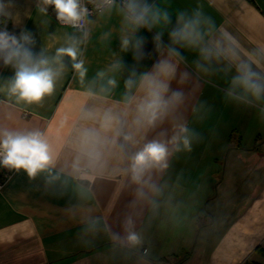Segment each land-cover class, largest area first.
<instances>
[{
  "label": "crops",
  "instance_id": "0c3cea01",
  "mask_svg": "<svg viewBox=\"0 0 264 264\" xmlns=\"http://www.w3.org/2000/svg\"><path fill=\"white\" fill-rule=\"evenodd\" d=\"M0 2V31L30 33L50 61L75 38L86 69L64 56L53 91L29 103L9 92L15 69L0 59V130L40 131L55 158L35 177L13 168L1 188L0 264H264V91L234 81L247 63L264 85V0H113L83 31L42 0ZM130 2L152 6L147 24ZM163 60L173 74L158 73ZM147 76L168 86L153 122L140 112ZM153 140L166 167L138 182L132 157Z\"/></svg>",
  "mask_w": 264,
  "mask_h": 264
},
{
  "label": "clouds",
  "instance_id": "9594fccd",
  "mask_svg": "<svg viewBox=\"0 0 264 264\" xmlns=\"http://www.w3.org/2000/svg\"><path fill=\"white\" fill-rule=\"evenodd\" d=\"M46 3L53 4L58 12V18L64 20L73 27H78L87 15L88 9L82 7L80 0H46ZM111 3V0H109ZM132 14V19L137 24H147L148 14L151 7L148 4H138L130 2L127 5ZM4 12V5L0 2V13ZM159 13H154L152 19H158ZM164 19H168L167 13H164ZM190 27V24H185V30ZM190 33L184 30L173 31V36H181ZM159 40V36L156 37ZM30 33L21 32L19 37L15 34H9L7 31H0V59L5 65H11L15 69V75L10 82L9 92L16 95L18 99L27 101L29 103L39 102L45 94H50L54 89L56 79L61 75L63 70L62 58L64 56L70 57L72 61H77L79 49L76 46L77 41L73 38V43L68 47L57 49L53 60H49L42 54L34 56L33 52L27 45L33 44ZM123 43L127 45L128 40ZM143 43V38L136 39V46L139 47ZM174 52L175 50H170ZM179 55V53H175ZM58 64L59 67H53V64ZM158 73L170 75L175 72L174 65L168 61H160L155 66ZM73 68L84 77L86 69L83 61L73 63ZM237 71L240 75L234 77V81H238L242 86L259 96L264 91V85H260L254 79L258 73L254 72L247 63L237 65ZM135 70H132V75H135ZM149 83V98L140 106V112L149 118V122H153L157 114L165 107L167 101L162 98V92L167 91V84L156 79L155 77L147 76ZM115 83V81H110ZM126 85H131V79L127 80ZM179 93H173V96L179 97ZM111 124L110 118H106L105 127ZM86 136L92 137L93 133H85ZM130 135L124 136L125 141L131 140ZM188 142L185 140V145ZM168 154V149L164 143L153 140L143 147L132 157V172L133 179L141 181L145 171L155 165L166 164L163 162ZM0 164L14 169H23L27 172L29 177H35L38 172H42L50 168L55 163V158L51 147L44 134L40 131H33L29 133L10 132L7 130H0ZM127 239L132 243H138L139 238L136 233H129Z\"/></svg>",
  "mask_w": 264,
  "mask_h": 264
},
{
  "label": "built area",
  "instance_id": "2783aa9c",
  "mask_svg": "<svg viewBox=\"0 0 264 264\" xmlns=\"http://www.w3.org/2000/svg\"><path fill=\"white\" fill-rule=\"evenodd\" d=\"M42 1L47 6V8L50 10V12L52 13L55 20H57L61 24L69 25L70 27H72L78 31H83L85 29L88 16H90L91 14H93L94 12L99 10L105 4L109 3V0H80L81 6L87 8L88 13H87L86 17L81 22H79L78 27H73L72 25L66 23L64 20L58 18V12L55 9V6L53 4L46 3V0H42ZM111 1H113V0H111ZM120 1H123V0H120ZM0 159H2V157H0ZM12 169L13 168H10V167L5 168L3 164H0V190L3 187L7 178L9 177Z\"/></svg>",
  "mask_w": 264,
  "mask_h": 264
},
{
  "label": "trees",
  "instance_id": "16d2710c",
  "mask_svg": "<svg viewBox=\"0 0 264 264\" xmlns=\"http://www.w3.org/2000/svg\"><path fill=\"white\" fill-rule=\"evenodd\" d=\"M1 18H2V17L0 16V19H1ZM257 251H258L259 253H261V254L264 256V249H260V248H258ZM242 264H253V263H249V262L245 261V262H243Z\"/></svg>",
  "mask_w": 264,
  "mask_h": 264
}]
</instances>
